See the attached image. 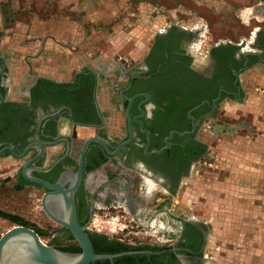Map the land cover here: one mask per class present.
<instances>
[{"label": "flooded vegetation", "instance_id": "flooded-vegetation-1", "mask_svg": "<svg viewBox=\"0 0 264 264\" xmlns=\"http://www.w3.org/2000/svg\"><path fill=\"white\" fill-rule=\"evenodd\" d=\"M251 18L261 17H243L240 22L248 24ZM204 37L200 22L190 26L169 22L152 35L140 56L131 58L132 48L106 50L112 58L95 57L94 68H80L66 81L31 78L16 101L4 100L0 60V150L9 147L21 154L32 147L21 159L3 150L0 162H19L11 168L14 186L40 191V198L49 190L26 181L23 166L30 177L54 184L61 175L77 171L85 140H101L108 152L90 141L82 155L74 194L76 220L99 246L107 242L90 228L96 213L120 211L144 227L148 239L132 244L134 249L127 251L132 254L121 256L131 258L119 264L207 263L209 220L202 213H173L168 205L183 186L187 189L194 168L208 161L215 175L209 149L217 145L212 148L201 136L216 135L224 128L221 104L243 100L239 77L264 62V27L257 28L249 41L218 43L202 50ZM22 61L26 68L30 66ZM26 74L30 75L29 68ZM110 124L112 129L107 128ZM77 129L83 130L81 134ZM170 135L169 146L163 149ZM37 146L41 153L28 163L38 154ZM57 236L66 242L62 238L69 234L59 228Z\"/></svg>", "mask_w": 264, "mask_h": 264}, {"label": "rangeland", "instance_id": "rangeland-1", "mask_svg": "<svg viewBox=\"0 0 264 264\" xmlns=\"http://www.w3.org/2000/svg\"><path fill=\"white\" fill-rule=\"evenodd\" d=\"M54 1L2 0L6 6L10 4L13 7L11 12L13 23L28 22L36 14L38 17L35 20L44 23L45 27H55L56 24L67 26L68 24L73 30L80 31L81 24L76 21L73 15L72 21H70L68 17L63 18L60 11V17L58 18V13L53 4ZM71 1L73 0H68L72 5ZM142 1L151 2L157 7L158 5L165 7L163 10L156 9L160 12L175 9L174 18L181 21V24L190 26L200 22L205 31L202 50L218 43L238 44L241 41H249L257 28L264 27L262 18H251L248 24L240 22V13L244 11L245 15H248L250 12L248 8L258 4L256 0ZM99 6L101 5L98 4L96 7ZM133 10L137 12L136 8H133ZM67 13L64 14L67 15ZM140 13L143 14V10ZM121 15H123V12L119 15L117 22L114 20L111 24L99 29L105 33L104 38L100 39L101 50L128 52L133 48L135 41L129 37L131 28L129 19L136 17L135 15L131 16L130 12ZM36 25H40V23ZM252 92L257 93L254 90ZM260 94L264 102V92H260ZM228 110L226 108L222 109L220 113V117H222L220 121L223 122L221 126L227 129L226 132H219L216 135L205 134L206 137L204 134L201 136L208 140V144L212 148L213 145H217L214 148L217 153L209 151L214 160L213 171L215 175L210 173L211 168L207 167L208 161L205 162L203 167L194 168L186 184L187 189L185 190V186H183L177 197L169 202L168 208L173 213L181 212L184 215L203 214V217L209 220L207 247L204 253L206 264H264L262 263L264 261V182L250 185L246 180L248 175L245 176L247 169L243 168L242 164L236 166V172L234 173L233 164L229 163L226 150H228L227 146L229 144L234 143L231 136L233 129L238 127L239 123L245 121V116L235 118L234 110ZM239 111L237 110L238 113ZM257 113L253 112L252 116L256 114L258 118L261 117V112ZM236 138L240 139L237 144L244 147L243 139L249 143L250 135H239ZM257 143H259V140ZM8 163L0 162V211L16 215L28 224L47 231L48 236L39 238L45 245L50 244L51 240L57 237L59 227L50 222L40 211V191L20 190L17 186H14V172L11 168L18 165L19 162L8 161ZM253 191L260 193L254 195ZM197 202H201V204L199 205ZM115 212L120 213L116 210L110 213ZM102 214L99 212L93 215L92 220L96 219L97 222L94 223L95 225L98 224L95 228L99 229L100 234L122 238L121 235L113 234L105 224L99 222ZM12 226L14 225L0 219V234ZM90 228L93 229V226L90 225ZM55 243L56 246H62L71 242H62L59 239ZM133 243L134 240L131 244Z\"/></svg>", "mask_w": 264, "mask_h": 264}, {"label": "crops", "instance_id": "crops-1", "mask_svg": "<svg viewBox=\"0 0 264 264\" xmlns=\"http://www.w3.org/2000/svg\"><path fill=\"white\" fill-rule=\"evenodd\" d=\"M73 1H71L72 5L68 0H55L53 4L58 18L62 12L63 18L68 17L72 21L73 15L81 24L80 31L73 30L68 24L45 27L44 23L35 20L38 17L36 14L28 22L13 23L11 21L13 7L10 4L6 6L0 0V60L4 67L2 79L5 90L4 100H19L23 95L22 85L33 77L42 76L54 81H66L80 68H94L95 57L102 60L108 58L106 56H109L111 51L101 50L100 39L104 38L105 33L99 29L111 24L114 20L117 22L122 12L123 15L130 12L131 16L136 17L129 19L131 26L129 37L135 41L129 53L131 58L140 56L152 35L163 29L169 22L181 24V21L174 18L175 9L160 12L156 9L163 10L165 7L159 5L157 7L151 2L142 0ZM98 4L101 6L96 7ZM133 8H136L137 12ZM141 10L143 14L140 13ZM65 12H68L67 15L64 14ZM253 16H260L264 20L262 13ZM36 21L40 25H36L38 24ZM181 25L186 26L183 23ZM110 56L112 58V55ZM22 59L27 60L30 66L26 68ZM28 68L29 76L26 74ZM256 68L239 77L240 87L245 94L243 100L228 101L220 107V109L234 110L235 118L245 116V121L239 123L233 132L231 131L234 143L227 146L226 155L229 163L233 164L234 173L239 164L247 169L245 176L248 175L246 180L250 185L264 182V102L260 94L264 92V62ZM251 89L257 93H253ZM237 110H240L239 113ZM259 111L261 117L258 118L256 114L252 116L253 112L259 113ZM112 126L110 124L107 128L112 129ZM226 130V128H220L218 132L224 133ZM82 131L79 129V134ZM239 135H250L249 143L243 139L244 147L237 144L240 142V139L236 138ZM258 140L259 143H257ZM209 151L217 153L216 149H209ZM253 192L254 195L260 193Z\"/></svg>", "mask_w": 264, "mask_h": 264}, {"label": "water", "instance_id": "water-1", "mask_svg": "<svg viewBox=\"0 0 264 264\" xmlns=\"http://www.w3.org/2000/svg\"><path fill=\"white\" fill-rule=\"evenodd\" d=\"M251 8H254L252 15L261 13L264 15V2H258L257 5ZM255 9L258 10L259 13H257ZM143 96L147 98L146 95ZM126 118L128 121L127 128L130 138V124L127 109ZM189 119L192 121L191 117H189ZM137 124H139L140 131L147 135L142 129L141 124L139 122H137ZM170 138L171 135L165 139V147L163 149L169 146L168 141ZM90 141L101 145L105 151L108 152L101 140L96 138L85 140L81 147L77 171L74 174L61 175L60 179L54 184H48L43 180L30 177L25 166H23L21 170L22 177L26 181L38 184L42 188L49 190V192L43 193L39 198V209L50 222L67 231L79 248V252H63L45 245L31 228L14 225L0 234V264H90L94 261L103 260L111 262L115 258L132 254L130 252L112 255L93 253L85 226H79L77 223L74 194L79 184L82 155ZM30 149H32V147L28 146L21 154H15L11 148L6 147L0 150V154H2L3 150H7L13 158L21 159ZM37 150L38 154L29 160L28 163L38 157L39 153H41V147L37 146ZM159 152H161V150L153 151L154 154H158ZM66 183L67 186L64 188ZM90 220L89 217L88 223Z\"/></svg>", "mask_w": 264, "mask_h": 264}, {"label": "trees", "instance_id": "trees-1", "mask_svg": "<svg viewBox=\"0 0 264 264\" xmlns=\"http://www.w3.org/2000/svg\"><path fill=\"white\" fill-rule=\"evenodd\" d=\"M0 219L7 221L8 223H11L12 225H21V226L29 227L38 235V237L48 236L47 231L40 229L36 226L28 224L26 221L22 220L20 217H18L16 215H12V214L0 211ZM93 234H95V236H98L107 242V243H103V245L99 246L97 243H94L90 240V243H91V246L93 249V253H95V254L112 255V254L127 252L129 250L134 249L131 245H128L126 243H119L118 241H116L115 239L117 237H111V236L109 237L108 235H103L100 233H93ZM60 238H61V236H57V237L53 238L51 240V243L48 244V246L56 248V249L63 251V252H69V253H78L79 252V248L74 243V241L70 235L65 237V238H62L63 240H67L66 242H71L70 244H66V245H62V246H56L55 242L57 240H59ZM130 258L131 257H120V258L114 259L112 262H109L107 260H105V261H94L92 264H119V262H121L122 260L130 259Z\"/></svg>", "mask_w": 264, "mask_h": 264}, {"label": "built area", "instance_id": "built-area-1", "mask_svg": "<svg viewBox=\"0 0 264 264\" xmlns=\"http://www.w3.org/2000/svg\"><path fill=\"white\" fill-rule=\"evenodd\" d=\"M239 16L241 19L243 17L248 19L249 17V15H245V13L243 17H242V13H240ZM94 222H97V220L93 219L91 223V225L93 226L92 230L98 232L99 229L95 228V226H98V224L95 225ZM99 222L105 224L108 230L112 231L113 234L121 235L122 239L125 240V242H127L126 244L132 245L131 243L133 240H134V243H138L142 239L147 238V236L144 235V232H142L144 227L137 225L136 222L132 218L129 219L128 215L124 213L105 212L102 214V217H100Z\"/></svg>", "mask_w": 264, "mask_h": 264}, {"label": "bare ground", "instance_id": "bare-ground-1", "mask_svg": "<svg viewBox=\"0 0 264 264\" xmlns=\"http://www.w3.org/2000/svg\"><path fill=\"white\" fill-rule=\"evenodd\" d=\"M248 10L250 11L248 15H252V13L254 12V8H248ZM256 12L259 13L258 10H256Z\"/></svg>", "mask_w": 264, "mask_h": 264}]
</instances>
